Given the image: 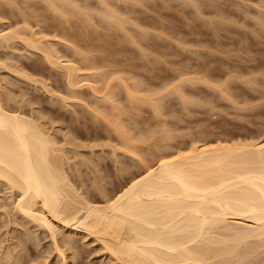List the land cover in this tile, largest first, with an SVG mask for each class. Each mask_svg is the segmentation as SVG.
Returning a JSON list of instances; mask_svg holds the SVG:
<instances>
[{
	"label": "rangeland",
	"instance_id": "374dc122",
	"mask_svg": "<svg viewBox=\"0 0 264 264\" xmlns=\"http://www.w3.org/2000/svg\"><path fill=\"white\" fill-rule=\"evenodd\" d=\"M65 1L0 0V96L16 98V103L7 102L9 107L36 116L62 148L64 171L86 198L103 205L101 185L104 194L114 195L131 173L142 175L159 161L191 154L196 147L264 144V0ZM111 11L120 20L108 18ZM86 12H91L88 20ZM64 66L77 69L71 72L75 85H68ZM132 143L136 154L130 152ZM140 151L150 152L144 157ZM5 188L0 187V258L13 255L10 264H120L89 237L64 228L56 238L62 239L55 241L68 261L61 260L49 229L12 212L16 195Z\"/></svg>",
	"mask_w": 264,
	"mask_h": 264
},
{
	"label": "bare ground",
	"instance_id": "6f19581e",
	"mask_svg": "<svg viewBox=\"0 0 264 264\" xmlns=\"http://www.w3.org/2000/svg\"><path fill=\"white\" fill-rule=\"evenodd\" d=\"M99 1H101L102 4L106 0H99ZM194 2L192 4H194ZM48 3H50L49 0ZM66 11L65 13L69 14V12ZM84 11L85 10H83L82 12ZM87 12L84 14V16L88 20L89 17L86 16L91 12L90 13ZM106 12L110 13L109 11ZM92 14L95 15L96 13H93L92 11ZM116 14H118V16L120 15L117 12ZM82 15L83 14H81L82 22H86L83 21L84 16ZM108 16L117 19V17H115L117 15L113 13L110 15L108 14L107 17ZM120 16H122V14ZM90 17L92 16L90 15ZM105 17L104 19L105 21H107L109 17L107 19ZM122 18L125 17H121V19ZM123 20L124 19H122V21L120 22L122 23ZM253 21H257V20L253 19ZM111 22L112 21H110V23ZM260 22H262L261 19ZM88 23L90 22H87V24ZM87 24L84 23V25ZM261 27L263 28L264 25ZM15 35L17 34L15 33ZM20 38L21 37H19L18 39ZM99 39L97 38L98 42L100 41ZM2 43L3 41L1 40L0 44ZM37 48L40 47H36V49ZM93 48H95V46ZM1 49L3 50V48ZM53 52L55 51L53 50ZM49 56L51 57V55ZM54 64H56V62ZM64 68L69 73L68 75H69L70 84L68 85H75L74 82H72L73 75L71 74V72L74 71L76 68L75 67L72 68L71 66L70 67L64 66ZM128 93H130V91H128ZM170 95H172V92ZM143 98H140L139 100L140 101L145 100ZM229 98H231V96H229ZM14 99L13 97H9V96L7 98L6 96L3 97L0 96V185H1L0 187L5 186L7 189L12 191V194L14 193L13 196L16 195L15 196L16 206H15V210L12 212L18 215L21 214L23 217L30 218L31 221L33 220V222H35L36 225L38 223V225H40L39 227L44 226L45 228H47V230L49 229V231L52 234V238L54 242L56 240L62 239V238L56 239L59 233L58 229L60 230L61 228L68 229L73 233L82 234L87 238L89 237L90 239H92L93 242L98 243L100 247H102V249L106 251L105 253L110 255L109 256L110 258H112L116 262H119L120 264H232V262L230 263L229 261L234 259L237 262L238 259L236 257L238 258L240 257V258L238 260V263L233 261L234 264H245L246 262H248L247 258H249V262H250V263L248 262L249 264H264V253L262 254V252H264V249H262L264 248V144L263 143L246 144L243 142V144L237 143L236 145H232V146L222 145L211 148L210 147L206 148V145H204L205 146V148L203 147L204 149H198L197 147L195 149L193 148L191 154H189L190 153L189 152L187 155L181 154L178 158L175 157V159L171 158L169 160L167 158L166 160H161L157 164L158 165L157 167L153 166L151 168H148L147 172H144V174L142 175L138 176V174L140 173L137 172L131 174L129 173L130 177L128 176L129 179L128 178L126 179V183L121 188L120 186L119 187L116 186L119 189L114 190L116 192L118 191L114 195L113 194L109 195L106 192L105 195L103 189H101L102 185L100 184L101 187L99 186L98 187L100 188L101 193H103L102 197L105 202V203L103 202L104 203L103 205H100V203H95L94 201H91L88 198H86L85 195H83V193L81 192V190L76 187V184L72 183V181L66 175L64 171L65 169L63 163L65 159L63 160L61 154H59V152H62L60 151L62 150V148H58L54 139L53 140L51 139L50 135L47 133L43 125L39 124L35 120L36 116L34 115L35 118L34 116L29 117L27 116L26 112L20 110L19 107L18 108L16 107L12 108L13 106L9 107L10 103L7 104V102L8 101L11 102L12 100L15 101ZM106 100L108 99L106 98ZM14 103H16V101ZM18 104L20 103L18 102ZM22 105L24 104L22 103ZM233 105L235 106V104ZM46 116L47 115H44V117ZM37 118L39 119V117ZM108 122L112 123L109 120ZM135 127H138V125ZM137 132H139V130H137ZM121 133L122 135H124L122 131ZM260 136H263V133ZM138 138H140V136ZM71 139L73 138L70 137V140ZM169 139L172 142V139L171 138ZM144 140L142 137L141 142ZM72 142L74 141L72 140ZM194 143L192 142V144ZM199 143H201V141ZM223 143L224 142H222V144ZM137 144L133 145L132 143L133 147L130 146H129L130 148L128 147L130 149V152L133 151L136 154V151L132 149L134 147H135L134 149H136ZM167 146H169V144H167ZM178 146H180L178 148L179 150L181 148V145ZM113 152H115V150ZM140 152L141 154L143 153L142 151ZM140 152H138V156L141 155ZM149 152L150 151H147L146 153L149 154ZM156 152L157 151H155V153ZM146 153L145 154L143 153L144 155L141 156L145 157ZM156 154L154 155V157L157 156ZM151 155L152 154H150V156ZM166 156L163 155V158ZM159 157L162 158V156ZM143 160L141 161L142 162L141 166L145 167L146 164L142 165L144 163ZM95 166L93 167L95 168ZM139 168L141 169V167ZM102 179L103 178L100 177V180ZM93 183L96 184V182ZM7 189L5 191H7ZM105 190L108 191L104 187V191ZM10 199L12 200V198ZM10 218L12 219L13 217ZM21 224L27 225L24 223V221ZM19 227H22V225H20ZM44 227H42V229ZM27 228L29 229V227ZM69 235H72L71 236L72 239L73 234L69 233ZM34 237L32 236L31 238ZM63 243L62 245L65 246L72 245L69 240ZM60 245L55 242L54 247H56L57 250L55 252H58L60 256H62L61 260H66L65 251L62 249V246L60 247ZM7 246L8 245H6V247ZM16 249L19 248L17 247ZM102 249L100 248L101 251ZM243 249L245 251L244 252L242 251L243 252L242 253L241 250ZM71 251H72V247H71ZM260 251L262 252L260 253ZM68 252L69 251H67V253ZM239 253H241V256L239 255ZM9 255L11 254H8L6 257H4L5 255L4 256L2 255L3 258L2 257L1 258L3 260L8 259L10 264L9 259H12L13 257L11 256L13 255L11 256ZM70 257L72 259L71 255ZM244 258L246 259L244 260ZM2 259L0 261L1 263L3 262ZM15 259L16 257L14 258V260ZM4 262H6V260ZM15 262H13L12 264H14Z\"/></svg>",
	"mask_w": 264,
	"mask_h": 264
}]
</instances>
